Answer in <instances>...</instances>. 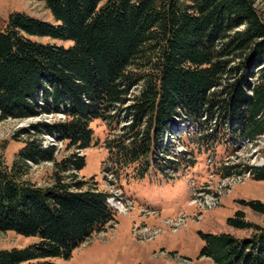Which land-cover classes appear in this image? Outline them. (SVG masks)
<instances>
[{"label": "trees", "instance_id": "trees-1", "mask_svg": "<svg viewBox=\"0 0 264 264\" xmlns=\"http://www.w3.org/2000/svg\"><path fill=\"white\" fill-rule=\"evenodd\" d=\"M42 1L53 23L0 16V121L51 117L14 134L26 137L11 165L0 158V230L39 237L0 250V264H53L48 258L69 257L114 218L108 194L79 175L94 120L108 128L107 169L117 177L128 168L138 178L151 170L170 177L164 170L179 160L162 142L181 123L201 127L198 139L210 145L264 135V7L255 0ZM42 135L67 154L56 159ZM44 161L53 165L48 185L25 179L29 162ZM240 165H221L222 176ZM244 170L264 180V165ZM242 204L264 215V203ZM227 225L250 234L203 233L200 255L264 264V225L241 210Z\"/></svg>", "mask_w": 264, "mask_h": 264}, {"label": "rangeland", "instance_id": "rangeland-1", "mask_svg": "<svg viewBox=\"0 0 264 264\" xmlns=\"http://www.w3.org/2000/svg\"><path fill=\"white\" fill-rule=\"evenodd\" d=\"M264 7V0H255ZM15 12L53 23L42 0H0V16L7 19ZM43 41V40H42ZM68 46L71 42L62 43ZM50 116L24 119L6 118L0 121V158L11 165L25 145V135L14 134ZM93 139L81 151L85 165L79 175L92 180L93 186L108 194V205L114 218L102 230L92 233L69 257L56 256L53 264H215L200 255L203 233L228 232L236 237L250 234L249 230L234 229L227 218L241 210L247 220L264 225V215L252 211L242 202L258 200L264 203V180H256L244 170V165H264V135L255 143L240 142L204 144L198 139L202 128L194 124H179L173 138L165 136L162 147L179 165L166 168L170 177L151 170L143 178L134 177L125 169L117 177L111 173L105 140L108 128L101 120L90 124ZM209 131V130H208ZM43 146H56V159L67 154L54 135L38 139ZM241 164L239 172L222 176L221 165ZM244 164V165H242ZM25 179L38 186L50 183L53 165L44 161L29 162ZM107 169V170H106ZM112 203L120 205L115 208ZM38 235H22L14 230H0V250L23 248L37 243Z\"/></svg>", "mask_w": 264, "mask_h": 264}, {"label": "bare ground", "instance_id": "bare-ground-1", "mask_svg": "<svg viewBox=\"0 0 264 264\" xmlns=\"http://www.w3.org/2000/svg\"><path fill=\"white\" fill-rule=\"evenodd\" d=\"M112 205L115 207V208H118V209H120L121 207H120V205H116V204H114V203H112Z\"/></svg>", "mask_w": 264, "mask_h": 264}]
</instances>
